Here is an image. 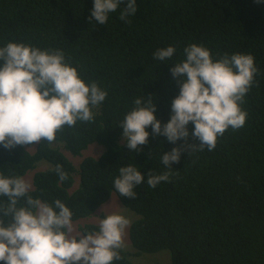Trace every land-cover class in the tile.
I'll return each instance as SVG.
<instances>
[{
    "label": "trees",
    "instance_id": "obj_1",
    "mask_svg": "<svg viewBox=\"0 0 264 264\" xmlns=\"http://www.w3.org/2000/svg\"><path fill=\"white\" fill-rule=\"evenodd\" d=\"M127 3L100 25L90 19L94 0H0V47L15 42L61 50L86 84L95 82L107 92L92 109V121L63 126L54 142L11 151L0 146V173L32 177L28 194L50 204L59 199L72 221L93 216L114 194L135 218L113 264H134L137 258L162 264L156 253L166 250L168 264H264V0H136V13L122 21ZM193 43L207 48L214 61L225 54H250L258 71L241 105L245 124L227 129L212 151H182L179 163L168 168L163 154L186 144L199 146L191 122L187 141L176 144L152 135L149 126L148 143L139 152L129 151L118 126L137 98L151 99L156 119L162 126L169 122L180 91L170 68L186 59L184 49ZM169 46L175 47L171 58H153ZM93 145L101 147L100 155L84 157L77 167L65 154L77 157ZM40 164L49 168L38 170ZM58 164L67 173L64 181L55 171ZM129 164L144 177L134 199L120 196L113 184L119 168ZM149 171L167 172L169 180L152 188ZM98 226L84 224L80 231H98Z\"/></svg>",
    "mask_w": 264,
    "mask_h": 264
},
{
    "label": "clouds",
    "instance_id": "obj_2",
    "mask_svg": "<svg viewBox=\"0 0 264 264\" xmlns=\"http://www.w3.org/2000/svg\"><path fill=\"white\" fill-rule=\"evenodd\" d=\"M122 3L124 0H94L90 19L104 25L108 14ZM136 11V0H128L120 19L124 21ZM174 52V46L161 48L153 58L165 61ZM184 56L185 60L170 68L180 91L171 103L169 122L162 126L156 119V107L151 99L145 102L137 98L135 107L118 126L123 129V142L129 151L139 152V146L148 143L150 134L146 128L149 126L152 135L164 136L169 143L176 144L187 141V126L191 122L194 125L191 135L199 141V146L186 144L163 154L161 162L168 168L179 163L182 151L197 147L212 151L218 137L227 129L236 130L245 124L247 113L241 105L258 71L250 54H225L214 61L207 48L193 43L184 49ZM106 97L107 92L97 83L86 84L80 78L77 68L66 62L61 50H41L15 42L0 47V146L6 150L41 141L54 142L63 126L92 121V109ZM55 171L60 181L67 179L61 165H56ZM168 180L167 172L152 175L149 171L147 184L155 188ZM143 181L141 171L129 164L119 168L113 184L120 196L134 199V188ZM31 188L32 180L28 183L23 177L0 173V197L6 198L0 201V262L113 264L120 259L118 250L130 223L123 215L105 216L103 207V218L98 217V231L71 236L70 209L59 199L52 204L34 199L28 194ZM21 198H25L23 205ZM5 220L9 221L7 226Z\"/></svg>",
    "mask_w": 264,
    "mask_h": 264
},
{
    "label": "rangeland",
    "instance_id": "obj_3",
    "mask_svg": "<svg viewBox=\"0 0 264 264\" xmlns=\"http://www.w3.org/2000/svg\"><path fill=\"white\" fill-rule=\"evenodd\" d=\"M30 152L33 151V148L28 149ZM102 149L101 147H98L96 145H93L91 147H89L88 149H86L85 151L82 152V155L74 157L72 155H70L68 152L65 153L66 156L68 157V159L74 163V165L77 167L78 164L84 159V157H88V156H92L94 158L98 157L101 153ZM49 168V166L47 164H40V166L38 167V170H45ZM37 170V171H38ZM26 180V182L30 183L31 182V177L27 176L24 178ZM78 184V178L75 181L74 184V188L77 186ZM104 207V211H103V215H109V214H121L123 215L126 219L130 220L135 218L132 216V213L128 210L125 209L121 206V204L119 203V201L116 199V196L114 194H111L109 200L103 204L96 212L93 216L89 217L88 219H83V220H79V221H72L71 227H72V231L71 233H69V235L71 236H78L79 234H82L80 231V227H82L84 224H94V225H99V218H103V215L101 213V209ZM99 217V218H98ZM130 226L129 225L125 228L124 230V234L122 237V241H123V247H126V242H127V235H128V228ZM67 232V229H66ZM168 251H162L159 254H157L158 257H156L158 259V261L162 264H168L169 263V256H168ZM170 255V254H169ZM156 261V260H151ZM134 264H145V263H150V261H146L145 258H137L135 260H133Z\"/></svg>",
    "mask_w": 264,
    "mask_h": 264
}]
</instances>
